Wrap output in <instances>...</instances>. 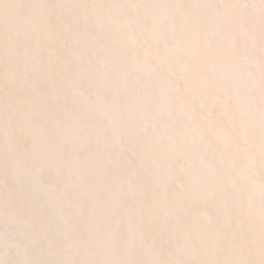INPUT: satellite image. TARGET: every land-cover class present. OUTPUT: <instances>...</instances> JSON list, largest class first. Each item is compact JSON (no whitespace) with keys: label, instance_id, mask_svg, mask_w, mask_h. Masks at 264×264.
Returning <instances> with one entry per match:
<instances>
[{"label":"snow or ice","instance_id":"snow-or-ice-1","mask_svg":"<svg viewBox=\"0 0 264 264\" xmlns=\"http://www.w3.org/2000/svg\"><path fill=\"white\" fill-rule=\"evenodd\" d=\"M0 264H264V0H0Z\"/></svg>","mask_w":264,"mask_h":264}]
</instances>
